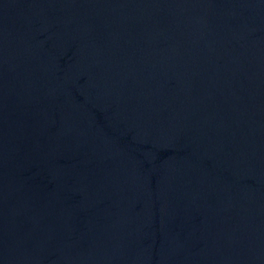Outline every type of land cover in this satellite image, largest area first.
<instances>
[{
	"label": "water",
	"instance_id": "water-1",
	"mask_svg": "<svg viewBox=\"0 0 264 264\" xmlns=\"http://www.w3.org/2000/svg\"><path fill=\"white\" fill-rule=\"evenodd\" d=\"M0 264H264V0H0Z\"/></svg>",
	"mask_w": 264,
	"mask_h": 264
}]
</instances>
